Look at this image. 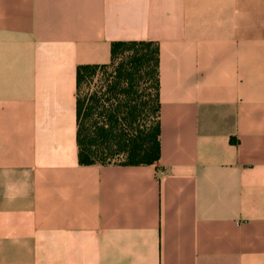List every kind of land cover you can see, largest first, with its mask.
<instances>
[{
	"label": "crops",
	"instance_id": "1",
	"mask_svg": "<svg viewBox=\"0 0 264 264\" xmlns=\"http://www.w3.org/2000/svg\"><path fill=\"white\" fill-rule=\"evenodd\" d=\"M114 42L159 44L156 165L79 162ZM0 264H264V0H0Z\"/></svg>",
	"mask_w": 264,
	"mask_h": 264
},
{
	"label": "trees",
	"instance_id": "2",
	"mask_svg": "<svg viewBox=\"0 0 264 264\" xmlns=\"http://www.w3.org/2000/svg\"><path fill=\"white\" fill-rule=\"evenodd\" d=\"M159 54L156 42H114L109 64L78 67L81 165L159 163Z\"/></svg>",
	"mask_w": 264,
	"mask_h": 264
}]
</instances>
